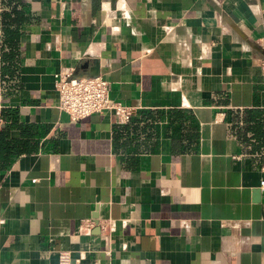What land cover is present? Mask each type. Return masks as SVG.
Returning a JSON list of instances; mask_svg holds the SVG:
<instances>
[{"label":"crops","instance_id":"1","mask_svg":"<svg viewBox=\"0 0 264 264\" xmlns=\"http://www.w3.org/2000/svg\"><path fill=\"white\" fill-rule=\"evenodd\" d=\"M263 61L264 0H0V264H264ZM63 70L131 118L71 120Z\"/></svg>","mask_w":264,"mask_h":264},{"label":"built area","instance_id":"2","mask_svg":"<svg viewBox=\"0 0 264 264\" xmlns=\"http://www.w3.org/2000/svg\"><path fill=\"white\" fill-rule=\"evenodd\" d=\"M264 70V61L261 64ZM57 108L69 115L71 120H79L93 113L103 110L113 112L120 122L128 121L134 113V108L109 96L110 83L101 76L79 75L73 70H63L56 74L54 84ZM3 123L0 117V127ZM264 170V165L262 166ZM264 187V180L260 182ZM110 220H97L85 218L81 220L80 230L90 232L98 226L102 234L112 230ZM67 252L60 253V264H68Z\"/></svg>","mask_w":264,"mask_h":264},{"label":"trees","instance_id":"3","mask_svg":"<svg viewBox=\"0 0 264 264\" xmlns=\"http://www.w3.org/2000/svg\"><path fill=\"white\" fill-rule=\"evenodd\" d=\"M22 13L23 11H21V15L18 19L20 23H22L25 20L24 15ZM3 20L9 21L11 19L7 18V16H4ZM19 37H20V33L18 31L12 32L11 30H7L4 32L3 42L6 47L2 55L3 63H4L2 66V69L4 73L12 74L14 70L17 68L18 61H19V47H18ZM2 116L4 120L9 117L8 113L5 110L3 111ZM7 137L8 135L6 131L1 130L0 131V150H3L5 152V157L3 159L0 158V166L6 165L9 160L7 158V153L10 152L12 145L10 144Z\"/></svg>","mask_w":264,"mask_h":264}]
</instances>
